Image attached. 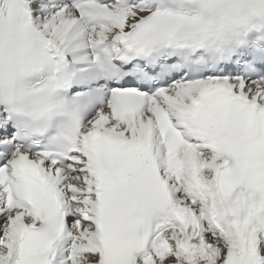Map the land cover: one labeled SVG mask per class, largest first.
<instances>
[{
	"label": "snow or ice",
	"instance_id": "6c2138e0",
	"mask_svg": "<svg viewBox=\"0 0 264 264\" xmlns=\"http://www.w3.org/2000/svg\"><path fill=\"white\" fill-rule=\"evenodd\" d=\"M0 264H264V0H0Z\"/></svg>",
	"mask_w": 264,
	"mask_h": 264
}]
</instances>
